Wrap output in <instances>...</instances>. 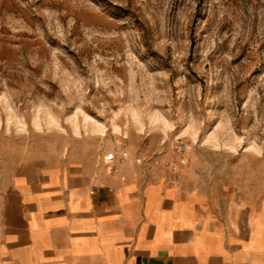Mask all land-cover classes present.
<instances>
[{
  "label": "rangeland",
  "instance_id": "1",
  "mask_svg": "<svg viewBox=\"0 0 264 264\" xmlns=\"http://www.w3.org/2000/svg\"><path fill=\"white\" fill-rule=\"evenodd\" d=\"M122 151L264 198V0H0V190Z\"/></svg>",
  "mask_w": 264,
  "mask_h": 264
},
{
  "label": "crops",
  "instance_id": "2",
  "mask_svg": "<svg viewBox=\"0 0 264 264\" xmlns=\"http://www.w3.org/2000/svg\"><path fill=\"white\" fill-rule=\"evenodd\" d=\"M188 164L151 180L122 166L16 174L0 190V264H264V198L199 184Z\"/></svg>",
  "mask_w": 264,
  "mask_h": 264
},
{
  "label": "built area",
  "instance_id": "3",
  "mask_svg": "<svg viewBox=\"0 0 264 264\" xmlns=\"http://www.w3.org/2000/svg\"><path fill=\"white\" fill-rule=\"evenodd\" d=\"M128 152L122 151L120 154H111L109 156L110 160L113 162L109 169L111 172H118L120 166L128 159Z\"/></svg>",
  "mask_w": 264,
  "mask_h": 264
}]
</instances>
